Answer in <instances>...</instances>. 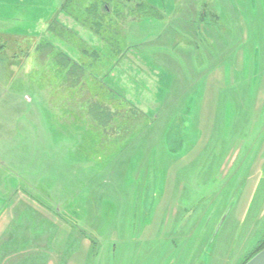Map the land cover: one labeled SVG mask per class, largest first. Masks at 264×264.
I'll use <instances>...</instances> for the list:
<instances>
[{
    "label": "rangeland",
    "instance_id": "rangeland-1",
    "mask_svg": "<svg viewBox=\"0 0 264 264\" xmlns=\"http://www.w3.org/2000/svg\"><path fill=\"white\" fill-rule=\"evenodd\" d=\"M110 1L0 0V185L58 224L64 264H244L264 0Z\"/></svg>",
    "mask_w": 264,
    "mask_h": 264
},
{
    "label": "crops",
    "instance_id": "crops-1",
    "mask_svg": "<svg viewBox=\"0 0 264 264\" xmlns=\"http://www.w3.org/2000/svg\"><path fill=\"white\" fill-rule=\"evenodd\" d=\"M32 203L10 183L0 185V264H64L60 238L53 235L59 230L58 224L47 220ZM74 257L86 256L78 252Z\"/></svg>",
    "mask_w": 264,
    "mask_h": 264
},
{
    "label": "trees",
    "instance_id": "trees-1",
    "mask_svg": "<svg viewBox=\"0 0 264 264\" xmlns=\"http://www.w3.org/2000/svg\"><path fill=\"white\" fill-rule=\"evenodd\" d=\"M121 0H112V1H110V2H116L117 4H119V2H120ZM130 1V0H129ZM120 5V4H119ZM146 4H143V3H139L138 4V9H143L144 8V6H145ZM150 9H152V8H150ZM103 10H104V12H106V14L107 13H109V10H108V8L107 7H104L103 8ZM119 12V11H118ZM152 13L154 12V13H156L155 11H154V9H152V11H151ZM120 13V12H119ZM261 246H260V248L249 258V259H247V261L244 263V264H246L252 257H254L257 253H259L261 250H263L264 249V240L261 242V244H260Z\"/></svg>",
    "mask_w": 264,
    "mask_h": 264
},
{
    "label": "water",
    "instance_id": "water-1",
    "mask_svg": "<svg viewBox=\"0 0 264 264\" xmlns=\"http://www.w3.org/2000/svg\"><path fill=\"white\" fill-rule=\"evenodd\" d=\"M246 264H264V249L252 257Z\"/></svg>",
    "mask_w": 264,
    "mask_h": 264
}]
</instances>
